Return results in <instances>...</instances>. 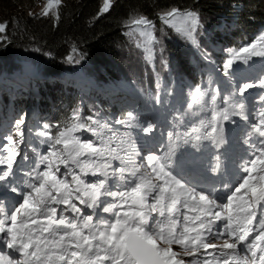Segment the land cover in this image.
Returning <instances> with one entry per match:
<instances>
[{
    "label": "snow or ice",
    "instance_id": "obj_1",
    "mask_svg": "<svg viewBox=\"0 0 264 264\" xmlns=\"http://www.w3.org/2000/svg\"><path fill=\"white\" fill-rule=\"evenodd\" d=\"M61 4V0H47V4L42 11V15H49V10ZM109 0H104V7L102 11L106 12L109 9ZM180 10L172 8L162 19L167 22L168 17H173ZM30 16L34 13L29 12ZM185 19H190L183 30L192 39V43H196L194 33L197 32L199 27H202L201 19L196 11H188L185 14ZM135 24H150L151 21L141 16L138 20L134 21ZM6 24L0 23V34L6 32ZM181 31V29H177ZM6 37L0 35V40ZM252 49L253 55H261L255 51L256 44L252 43L248 47H242L240 52L249 53ZM75 51V49H73ZM83 53L80 59H83ZM68 60L71 62L72 57ZM79 63V60L75 61ZM232 65V60H229L224 67L227 69ZM260 86L264 87V79L260 80ZM253 84L244 83L243 87L239 88L241 95L245 93L246 89L252 88ZM200 94V90L197 89ZM216 96H212L215 100ZM260 102L264 105V96L260 97ZM131 115V113H129ZM223 119L228 120L229 115L223 114ZM115 123L120 125L123 123L121 120H116ZM25 124V119L22 117L15 121L17 128V135L23 139V133L19 131L20 126ZM250 126L256 133H258L260 140L253 142L245 140L244 143L252 144L259 155L256 159L250 161L251 166L245 167L244 172L246 175L243 182L235 188L231 195L227 196L228 203L221 204L220 210L212 211V206L216 205L215 200L209 199L202 193H192L194 203L189 204L187 199L184 201V206L193 209L199 208L203 215L196 216H183V230L177 235V219L173 215L178 212L177 205L181 203L177 189L183 190L179 180L170 177L168 173L164 172V164H151L154 157H149V163L152 170L156 173L157 177H169L163 181L164 185L169 184V180H173L175 187L171 188L170 195L168 187H160V195L155 198L156 202L147 203L148 195L158 186L150 181H141L136 183L130 188V191H113L107 186L110 177H118L120 179H127L125 176L127 170L123 166H113L110 163H105L99 167L91 168L88 171L93 176H97L96 181L86 182L81 175L72 173L67 169L68 158H62V154L53 150L49 155H45L40 161L41 164L46 162L47 170L39 172L36 176L38 183L29 185L30 191L23 195L22 203L11 213L9 219L11 227L5 229L3 222H0V233L7 232L9 237L7 247L15 249L20 253L21 259L13 260L8 256L0 255V264H39L41 260V252L51 244V241L40 237H33L32 229L26 224L27 220H31L32 224L37 221L34 218L35 214L45 216L47 226H41L42 232H51L53 234L63 229V235L60 236L56 245L59 247V252L46 253L49 264H185L183 258H177L181 255L177 251H173L172 245L176 244L181 246L183 256H192L200 248H203L207 253L208 250L212 252H224V250L235 251L238 244H246L247 251L251 253V258H245L242 262L237 264H264V212H262L259 219V230L255 238L249 242V237L253 233V222L256 220L255 210L237 205L239 212L233 215V201L243 199L244 195H248L249 200L259 204L264 202V110L259 112L258 123L250 121ZM48 123L43 124L44 129H48ZM80 127H84L81 125ZM149 126L147 131H151ZM71 131V130H70ZM88 131L96 133L94 127H89ZM193 132L197 129L193 128ZM43 136L53 141L52 147L63 143L64 150L70 154L74 153L71 157L75 162V157L84 156L88 154L93 157L102 158L107 155L113 156L114 159H120L118 155H113L115 150L108 151L105 148L95 147L91 140L82 141L79 137L70 139L66 136L65 132L61 131L57 137L49 136L47 131L42 133ZM63 138V139H61ZM199 138V137H197ZM6 141L3 145L7 151V155L0 159V165H5L6 170L0 172V181H5L13 172V163L16 158L15 144L11 134L6 136ZM43 143V141H42ZM12 145V147H9ZM51 157V158H50ZM166 163V162H165ZM65 165L67 171L64 175H71V179L75 184L73 191L69 184L64 180L58 179L57 172L60 171L59 165ZM260 165L257 168V165ZM87 167V166H86ZM108 168H112V172H108ZM131 176L135 177L137 170L133 169ZM87 175V173H85ZM241 190H244L241 193ZM16 192L15 187L12 188ZM53 191L57 195H53ZM240 193L241 195H237ZM74 195L75 200L85 206L87 209L92 210V214H85L82 216V224L75 222V219L80 217L82 209L72 201L70 197ZM199 196L196 201L195 197ZM103 197H112L113 201L105 204ZM130 201V204H129ZM65 205V208L60 209V212L71 211L74 214L73 219H66L63 215L57 217V208L51 207V204ZM101 205L103 213L114 214L115 222L107 223L103 230L92 232L91 229L96 227L91 222L97 208ZM129 209L121 213V209L126 206ZM224 209H227V214L222 215ZM153 213H158L160 217L165 218L169 224L167 231L162 225V220H156L155 225L150 224V217ZM19 216V225H18ZM195 221L199 223L196 224ZM193 222L189 227L188 223ZM217 222H221L220 227H216ZM78 228H88L90 235H84ZM195 233V235H189ZM210 236L215 239L224 238L222 245L206 242V237ZM67 237V242L65 238ZM98 243L94 246L93 241ZM231 241V242H229ZM167 245L166 247H162ZM103 246V247H101ZM95 247V251H94ZM103 251L104 255L101 256L100 252ZM203 264H212V261L205 259ZM223 264H229L227 258L224 259Z\"/></svg>",
    "mask_w": 264,
    "mask_h": 264
},
{
    "label": "rangeland",
    "instance_id": "obj_2",
    "mask_svg": "<svg viewBox=\"0 0 264 264\" xmlns=\"http://www.w3.org/2000/svg\"><path fill=\"white\" fill-rule=\"evenodd\" d=\"M113 2L114 0H109V9ZM46 4L47 0H36V12H30L34 13V15L37 14L38 16H44L42 15V11ZM103 7L104 0L101 8V14L108 12L102 11ZM57 8L58 6L50 9L49 15L47 16L56 17ZM170 11L171 9L161 12L156 20H149L151 21L150 24L133 23L141 17L138 15L131 17L125 23L124 31L125 37L127 38L126 42L128 41V44L121 48V50H125L114 65L115 67H120V69H125V72H123V74H125L124 80L126 81V85L134 90L135 94H131V92L127 90H119V92H116L115 95L119 99L122 106L115 104L113 106L114 110L111 113L110 117H100L98 111L99 108L97 105L101 102H94L81 93L80 95L76 94L75 96H79L78 100L85 102L86 105L88 104V109L91 112L90 116L88 114L81 115L78 112L76 114V117L78 118L77 122H80L79 124H75L74 126L70 127H61L55 125L53 127H49L48 129H44L43 123H41L39 126H41L42 129H38L36 128L35 124L30 123V118L33 117L35 119H39L42 117H48L47 113H45V109L42 110V108L44 107L40 100L44 97L50 99V90L44 89L41 93H39L38 96L35 97V99L32 100L30 99L31 97L25 95L20 98V101L22 99L26 100V105L24 106V108H20V110L17 109L13 115L12 124L7 128L2 129V132L6 133L0 137V159L4 158L7 155V151L3 147V145L7 143L6 136L9 135L7 134V131H9V133L13 136V139L17 144L26 142V140L28 139V133L45 137L42 135V133L45 131H47L49 133V136L51 137H57L59 133L63 131L70 139L79 137L82 141L91 140L94 146L98 148H106L107 146H109V140L111 138H116L120 141V159L112 165L114 167L123 166L129 171L135 169L137 170L138 175H142L141 177L144 179V181H150L153 184L158 185L161 183L158 181L155 182V178L151 174L152 169H150L149 164L144 160L143 155L154 152L160 158L161 164H164L165 167H167L169 160L163 155L162 145L164 143H167L170 146H173V138L177 129L192 130L196 124H193L191 122L192 117H179L180 120H183V124L181 123L173 130L168 131V133L164 135L163 138H158L157 133H155L154 137L151 138V136L147 134V126L146 124L142 123V119H153L161 113L167 114V116H172L174 114H177L178 112H182L181 106H186L183 111H188L196 107H198L200 110H203L202 119L198 122V124H204L206 122H209L210 124H213L214 122L215 124L218 117V112L224 110H227L229 112H236L239 103L244 102L245 97H254L260 91L264 93V87L260 86V80L264 79V74L261 78L255 76L252 78V81H245V72L247 70L249 71L250 68L252 69L257 66L254 64L259 63V61L262 62L261 64L264 63L263 27L260 28L259 31L250 39L244 40L238 46L228 44L227 40H225L222 43H217L216 46H212L211 44L207 43L206 45H201L200 50H197L196 48L189 49V52H191V54L197 55L200 53L199 56H201L203 63L200 66H197L195 64V66L193 67L188 63L187 57L181 51L183 47L192 42V39H190L183 28L187 23L190 22V19H185V14L188 11L193 10H180L173 17H168L167 22H165L162 17H166V14ZM197 13L201 19L202 27H199L197 29V32L194 33L193 36H196V38L198 37L200 39L201 37H205L206 35L208 36V41L212 42L214 31L217 32L224 25L219 24V21H213L211 17H208L199 12ZM222 18L225 17L222 16ZM19 25V18L14 15L12 17V23L10 24L8 29H6V32L0 35L5 36L6 38L11 36L12 31H15L14 28H18ZM178 28L181 29V31H177ZM220 31L222 33L224 32V30ZM214 38L217 39L216 37ZM252 43L256 44L255 51L257 53H260L261 55H253L251 48L249 49V53L240 52V49L242 47H248ZM20 46L21 47L18 49L15 47L18 51L15 57L12 56L11 58L6 59L7 61L5 63H0V75L1 72L6 68L20 67L23 69L24 67H26L27 69H31L32 72L34 71L33 73L39 72L41 74V77L46 81L47 79L58 77L59 79H63L62 76L53 75L49 72L51 69L50 66L47 65L48 62H51V54L49 51L34 47L32 45ZM9 47L6 46L5 41L0 40V49H2V51H0V55L6 53L4 51L10 49ZM12 47L14 48V46ZM75 55L80 56L81 54L75 53ZM77 56H74V54L71 56L73 58V60L71 61L73 65L65 69L64 72L70 71L75 77H77V73L85 75L89 72V69H95L98 71V69H96L97 65H90L88 64L90 61H86L84 58L80 59V57ZM27 58H31L36 63L38 62L37 60L40 59L45 63V65L42 66L37 63L39 65L37 67L35 62L29 61L27 60ZM112 59L113 57H110L105 63L111 62ZM76 60H79V63H76ZM229 60H232V65L226 69L224 65ZM190 61L193 62V56L190 57ZM177 62L181 64V67L177 65ZM184 65L191 66L187 68V70L192 74L186 73ZM138 66H140L141 68L139 69ZM47 68L48 70H46ZM82 68L86 70L83 72H78ZM52 70L55 69L52 68ZM197 71L205 73L207 75V78H209V83L214 80L218 83V86H225L230 83L231 87L237 89L238 91L239 88L243 87L244 83L253 84V87L245 90L244 98H242L238 103H234L228 98H223V100L218 101V99L223 97L224 94L221 90V87L217 88L216 92H211L210 85H195L192 79ZM16 72L18 71L14 72L17 76H23L22 72ZM98 72L91 71L90 75L92 76L93 73L99 74ZM185 81L186 83H184ZM197 89L200 90V94L197 93ZM15 90L18 93L24 91V89H19L17 87L15 88ZM141 90L145 95L142 94ZM213 95L216 96V99L213 100L215 104L213 106H207L209 102L212 101ZM183 97H185V103ZM16 100L17 99H11L10 106H14L15 104V106L20 107V101L15 103ZM139 100L144 102V105L146 106L145 112L141 110V112L139 111L140 106L139 108L137 107L136 111L135 108ZM4 102L7 101H0V106ZM60 105L61 103H55V106ZM257 107L258 108L256 110V115L250 121L254 120L258 123L259 112L261 110H264V105L261 104L260 100L257 101ZM140 109H142V107ZM129 113H131V115H129ZM22 117L25 119V124L20 126L21 129H19V131L23 132V130H25L26 132L23 133V139L21 140V137L17 135L15 121L17 120V118ZM116 120H121L123 121V123L117 125L115 123ZM81 125H83L84 127H80ZM29 126H31L32 130H27L26 127ZM89 127H94L96 129V133L89 132ZM143 136H145L144 140L142 139ZM45 139H47L46 145L49 144L48 148H50L51 150L47 148L39 154L31 155V170H27L22 166L20 157L24 155V150L21 144L18 145L19 154L16 155L15 161L13 163V172L5 181H0V213L3 210L7 209V206L4 205V201L6 199L12 196L18 199L21 198V200H23V195L26 194L27 191H30L29 185L38 183V181L36 180L37 174L43 170H47L46 162L44 164H41L40 161L45 155L50 156V153L53 150L61 153L62 158H68L67 169H70L72 173L81 175L82 178L86 180V182H94L97 179V176L91 175V173L88 171L89 169L99 167L105 163H109L107 157L98 158L90 156L88 154L80 157H75L74 162L71 158L74 156V153L70 154L66 152L64 150L63 143L55 145V148L53 149V141L46 137ZM149 142L153 146H149ZM9 147H12V145H9ZM172 151L173 153L175 152L174 147ZM59 168L60 171L56 173L58 179L67 182L70 188H72L74 191L75 184L71 179V175H64V173L67 171L65 165L60 164ZM145 168L147 169L145 170ZM4 170H6V166L0 165V172ZM108 172L111 173L112 168H108ZM85 173H87V175ZM107 186H110L109 180ZM13 187L17 189L16 192L12 191ZM153 197V192L149 193L147 203L152 204ZM35 217L36 216H34V218ZM2 221L3 220H0V222ZM41 226V223L38 224L37 227L32 231L34 238H44L43 232L41 231ZM3 233L4 235L0 237V243H2L3 239L7 237V234L5 232ZM160 246L166 247L167 245H163L161 242ZM172 248L173 251L181 253V255L177 257L178 259L183 258L185 260V264H189L187 256L182 255L183 251L178 250L174 246H172ZM58 250L59 247L56 245V243H54L49 244V246L44 249L43 253L44 255H46V253L58 252Z\"/></svg>",
    "mask_w": 264,
    "mask_h": 264
},
{
    "label": "trees",
    "instance_id": "obj_3",
    "mask_svg": "<svg viewBox=\"0 0 264 264\" xmlns=\"http://www.w3.org/2000/svg\"><path fill=\"white\" fill-rule=\"evenodd\" d=\"M102 5L103 0H61V4L57 8V16L50 17L38 16L37 14L34 16L29 15L30 11L36 12V0H0V23H5L6 29H8L12 23V17L15 15L19 18L20 24L18 28H14L15 31H12L11 36L3 40L7 47L10 46V49H8L10 52L5 50L4 52L6 53L0 55V63H5L6 59L12 56L15 57L18 52L17 49L21 47L20 45H32L50 52L51 62H48L47 65L56 69H50V73L59 76L63 75V79L53 78L46 81L38 72L39 75H36L33 79H29L30 81L33 80L34 87L30 85L24 86L27 94L21 92L23 93L21 97L29 95V89L31 88L38 89L37 95L44 89H49L51 93L50 99L44 97L40 100L39 98L44 107L42 110L45 109L48 117L39 119L30 118V123L35 124L36 128L42 129L39 126L41 123H48L50 127L55 125L70 127L79 124L80 122H77L78 118L76 114L79 112L81 115L88 114L90 116L91 112L88 109V104L86 105L85 102L78 100L79 96L75 95L82 93L87 97L85 92L87 85L92 86L91 90L96 95L98 93H106L108 86L106 87L104 83L107 80L111 83L110 85L119 84L118 74L120 67L114 68V64L125 50H121V48L128 44V41L126 42L124 25L135 15L154 21L159 17L161 12L172 8L182 11L195 10L211 17L213 21H219V24L224 25L217 31L216 38L219 41L227 40L228 44L233 46H238L244 40L250 39L260 28H264V0H114L108 12L104 14H101ZM222 16L225 18H222ZM220 30H224V32L222 33ZM222 38L224 39L222 40ZM75 53H83L84 59L90 61L88 64L97 65L96 69L99 72L95 69H89V72L83 78L67 75L66 72H71H64V70L73 65L68 58L73 54L77 56ZM182 53L184 52L182 51ZM110 57H113L112 61L105 63ZM27 60L35 62L31 58H27ZM37 61L40 65H45L40 59ZM37 63L35 62L38 67ZM184 66L186 73L192 74L187 70L191 66ZM85 70L82 68L78 72ZM15 71H18L16 73L22 71L31 73V69H27L26 67L23 69L20 67L6 68L0 75V88L8 84L9 79L3 76L6 72L14 75L13 79L19 78L14 73ZM91 71L98 72L99 74L93 73L91 78ZM88 75L89 78L85 81ZM96 79L99 81L95 82ZM100 80H103V83ZM192 80L195 85H210L211 92H216V89L221 87L214 80L209 83L207 75L198 71ZM15 95H18V97H15ZM20 95L16 90L8 93L0 90V101H7L0 106V115L11 107V99L15 97V99L20 101ZM183 98L185 103V97ZM54 102L61 103V105L55 106ZM99 102H101L97 105L99 116L110 117L114 110V105L108 104L106 99ZM20 103L21 109H23L26 105V100L22 99ZM185 108L186 106H181L182 112H185L183 111ZM193 110L197 112L198 107ZM5 128H7L5 124H0V133ZM26 128L27 130H32L31 126ZM24 132L26 131L23 130L22 133ZM46 141L45 137L28 133L26 142L19 144L22 145L23 153L26 154L28 151L35 153L40 149H46L49 145H46ZM19 144H15L17 155L19 154Z\"/></svg>",
    "mask_w": 264,
    "mask_h": 264
},
{
    "label": "bare ground",
    "instance_id": "obj_4",
    "mask_svg": "<svg viewBox=\"0 0 264 264\" xmlns=\"http://www.w3.org/2000/svg\"><path fill=\"white\" fill-rule=\"evenodd\" d=\"M216 36H217V32L214 31V36L212 38L213 39L212 42H209L208 41V36H206V35H205V37L203 36L200 39L198 37L196 38V36H194L195 37V40H196V43L194 44V43L191 42V43L187 44L185 47L182 48V51L184 52L185 56L187 57V61H188V63L191 66L194 67L195 64L197 66H200L203 63H202L201 56H199L200 53L197 54V55L196 54H191V52H189V49L196 48L197 50H200L201 45H206L207 43L211 44L212 46H216L217 43H219V42L222 43L223 41H219L218 38L217 39L214 38ZM223 39L224 38H222V40ZM191 56H193V62L190 61V57ZM255 64H257L258 66H260L261 65V61H259V63H255ZM177 65L180 66V64L178 62H177ZM138 67H139V69L141 68L140 66H138ZM50 68L52 70V67H50ZM114 68H116V67H114ZM33 72H32V70H31V73H26V72L22 71L23 76H19V78L17 77V79H13L14 75L10 74L9 72H6V74H3V76H4V78H8L9 79L8 80V84L7 85H4V87L0 88V90L8 93L10 91H13L14 92V90H15L16 87L19 88V89H24V86H26V85H30L31 87H34L33 86V83H34L33 80L30 81L29 79H33L36 75H39V73H33ZM123 72H125V69H119V74H118V78L120 80L119 84L116 83L115 85H110L111 83H109V80H107L104 83V85L106 87L108 86L107 87V90H106V93H98V94L95 95L94 92L91 90L92 89V86L91 85H87L86 86L87 88H85L86 89L85 92L87 94V97L89 99H91L92 101H100V100L102 101V100H105L106 99V101H107L108 104H113V105L118 104V105H121L119 99L115 95L116 92H119V90H127V91L131 92V94H135L134 93V90L132 88H129L126 85V81L124 80L125 74H123ZM66 74L67 75L74 76L72 73H67L66 72ZM77 74H78L77 75L78 78H83L84 77V75H82L81 73L80 74L77 73ZM92 76H91V78H92ZM54 77H56V76H54ZM88 78H89V76L85 79V81H87ZM98 81H99L98 79L95 80V82H98ZM100 82L103 83V80H100ZM184 83H186V81ZM77 87H79V86H77ZM37 90L38 89H35V88L29 89L30 94L27 95V96H29V97L31 96V98H30L31 100L32 99H35V95L38 96L37 95ZM23 93L24 94H27V90L24 89ZM23 93H19V94H21L20 97L23 95ZM15 97H18V95H15ZM15 97H14V99H15ZM159 101H160V99H159ZM17 102H19V100H16L15 103H17ZM139 106H140V108L142 107V109H140ZM137 107L139 108V111L140 110L143 111V112L146 111V106L144 105V102L141 101V100L138 101V104H137V106L135 108L136 111H137ZM20 108H21V106L20 107L19 106H15V104H14V106H11L10 108H8L7 111L1 113V115H0V124H5V126H7V127L9 125H11L12 124V118H13L14 113L16 112L17 109L20 110ZM109 142H110L109 143V146H107L105 149H107L108 151H111V150L114 149L115 150V153L113 155H118L119 156V145H120V141L118 139H116V138H111L109 140ZM105 157H107L109 163H111V164H114V163H116L119 160V159H114L113 156L107 155V153H106ZM129 172L131 174V171H129ZM142 180L144 181L143 178H140V182ZM152 192H153V196H154V194H155L154 190ZM177 208H178V210L180 209V204L177 205ZM126 210H128V209H125L123 211H126ZM189 235H192V234H189Z\"/></svg>",
    "mask_w": 264,
    "mask_h": 264
}]
</instances>
